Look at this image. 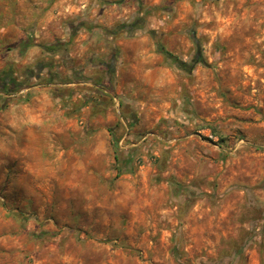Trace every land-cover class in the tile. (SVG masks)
Returning <instances> with one entry per match:
<instances>
[{
	"label": "rangeland",
	"instance_id": "374dc122",
	"mask_svg": "<svg viewBox=\"0 0 264 264\" xmlns=\"http://www.w3.org/2000/svg\"><path fill=\"white\" fill-rule=\"evenodd\" d=\"M81 2L0 0V66L27 12ZM156 7L138 38L199 52L191 72L164 55L135 103L81 85L0 109V264H264V0Z\"/></svg>",
	"mask_w": 264,
	"mask_h": 264
},
{
	"label": "crops",
	"instance_id": "0c3cea01",
	"mask_svg": "<svg viewBox=\"0 0 264 264\" xmlns=\"http://www.w3.org/2000/svg\"><path fill=\"white\" fill-rule=\"evenodd\" d=\"M91 3V11L88 12L87 16L81 13L80 19L82 20H91L95 23H99L104 27H114L118 23H129L134 20L138 15V8L135 3L129 5H119V4H110L105 7L99 5H93ZM149 5H157L161 0H144ZM86 6L85 2L75 5H67L65 10H58L57 12L49 11L44 17L39 19L34 25V35L36 42L39 43H51L56 38L66 39L70 35V29L67 25V21H79L78 14L80 11L84 12V7ZM71 9V10H70ZM25 14V13H23ZM27 20L23 22H28L23 30H21L20 37L14 39L10 43L18 42L24 35L25 29H27L35 21L36 16H32L30 12H27L25 15ZM77 17V18H76ZM22 29V24L21 28ZM137 31L134 34H128L125 32L120 37L116 38L113 42L114 47L117 49L116 67H115V81H114V100L116 97H119L120 100L129 103H135L138 100H135L138 95H147L149 88L146 89L147 85L152 84L153 74L162 75L165 72L166 68L163 66L165 56L158 52L155 42H151L148 37L143 36L138 38ZM109 42L107 41V36L105 35L101 27H95L92 30L88 31L86 29L81 30L76 34L74 38L73 46L69 52V55L72 59V65L75 68H81L85 72L84 67L101 70L97 65H91L90 60L100 59L103 60L105 57L109 56L110 50L107 48ZM3 64L0 66L2 70L7 62V60H15V63L18 67L31 66L34 65L37 61H47L49 60V54L43 52L38 46L30 47L24 55L17 56L14 53H9L7 56L1 57ZM53 62L55 64V71L59 74V77L68 76L71 77L70 67L68 64H62V59L59 54L53 57ZM102 62L101 66L105 65ZM84 65V66H83ZM81 70V71H82ZM141 73L140 77L134 79L130 78L127 73ZM47 70H43L40 76L34 78L30 87L25 88L20 91L18 94H25L26 92H31L36 94L38 100L46 99V97H51V90L53 89H65V88H76V86H85L87 88L92 87L100 92H107L104 89H99L95 83L91 80H69V81H53V82H37L40 77L46 76ZM157 80V79H156ZM160 83L162 79L160 78ZM146 90L147 93H143ZM157 90V89H155ZM131 97V98H130ZM60 99V98H57ZM130 99V100H129ZM137 99V98H136ZM140 101V100H139ZM141 102V101H140ZM143 102V101H142ZM146 104V102H143ZM51 105L49 107L39 106L40 113L45 118L51 120L49 114L50 111H53L54 108ZM58 111V107L55 108ZM32 118V117H30ZM39 118L34 115V120Z\"/></svg>",
	"mask_w": 264,
	"mask_h": 264
},
{
	"label": "trees",
	"instance_id": "16d2710c",
	"mask_svg": "<svg viewBox=\"0 0 264 264\" xmlns=\"http://www.w3.org/2000/svg\"><path fill=\"white\" fill-rule=\"evenodd\" d=\"M131 2V3H130ZM135 3L138 8V15L135 18V20L131 23H118L114 27H104L100 25L99 23H95L91 20H80V21H72L68 22L67 25L70 29V35L66 39L62 38H56L51 43H39L36 42V38L34 35V25L29 26L23 37L14 44H9L6 47V51L3 52L4 56H7L9 53H14L17 56H22L25 54V52L32 46H38L43 52L49 54V60L37 61L34 65L31 66H23L19 68L15 63V60H7L4 68L0 71V109L6 108L10 102H12L16 97L22 98L23 100H28L32 97V94L30 91L27 92L26 95L22 96L20 93L21 90L28 88L31 86L32 81L34 78L40 76V74L43 72V70H47L46 76L40 77L37 82H53V81H69L71 79L73 80H91L95 85H97L100 89H104L108 92V95L111 97L114 96V72L116 67V59L117 56V49L114 47L113 42L116 38L123 35L125 32H128V34H134L136 31L141 34L142 29H144V25L146 22L145 17L147 15H150L154 12L155 6L148 7L145 4L144 0H94L93 5H99L101 7L108 6L110 4H119L121 6L123 5H129ZM95 27H101L107 36V41L109 44L107 45V48L110 50L109 56L105 57L103 60L92 59L90 60L91 65H97L101 68L99 71L100 73H103V75H100L99 78H96L97 75L91 76V75H84L81 73L80 69L75 68L72 64V59L69 55V52L71 50V47L74 43V38L76 34H78L81 30L86 29L88 31L92 30ZM149 33L152 34L153 37H155L154 31H149ZM195 39V37H194ZM195 43H198L197 40H194ZM156 47L158 52L165 55L167 58L174 59V61L177 63H180L192 71V67L196 62L202 61L201 54L198 52L196 53V59L194 61L189 62H183L181 63L179 59L173 55L170 51H168L162 43L157 40L155 41ZM59 54L62 59V64H68L70 67V74L71 77L64 76L59 77V74L55 71V64L53 62V57L55 55ZM105 61V65L101 66L102 62ZM188 70V71H189ZM20 71V72H18ZM20 75V77H18ZM108 85V86H107ZM65 92V93H64ZM73 90L71 89H53L51 90V96L53 98H65L67 95H70ZM18 94V95H17ZM89 102V101H87ZM114 150L116 154V158H119V152L123 151V149L120 147L118 140H114ZM128 167V169H126ZM132 159H128V162L120 166L118 169L117 175H120L124 173L126 170H132Z\"/></svg>",
	"mask_w": 264,
	"mask_h": 264
}]
</instances>
